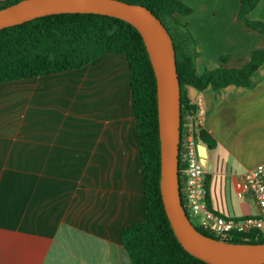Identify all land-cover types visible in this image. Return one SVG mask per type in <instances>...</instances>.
Here are the masks:
<instances>
[{
    "label": "crops",
    "instance_id": "1",
    "mask_svg": "<svg viewBox=\"0 0 264 264\" xmlns=\"http://www.w3.org/2000/svg\"><path fill=\"white\" fill-rule=\"evenodd\" d=\"M180 1L190 8L178 18L195 41L197 73L241 67L264 47V35L237 18L238 0ZM248 18L264 22V0ZM188 91L215 141L210 206L236 217L256 213L234 181L264 161V61L246 85ZM88 169H98L95 180L82 171L73 177ZM221 173L229 174L234 204L217 196L213 203L211 182ZM146 215L124 56L104 53L76 69L0 83V264H132L119 232Z\"/></svg>",
    "mask_w": 264,
    "mask_h": 264
},
{
    "label": "trees",
    "instance_id": "2",
    "mask_svg": "<svg viewBox=\"0 0 264 264\" xmlns=\"http://www.w3.org/2000/svg\"><path fill=\"white\" fill-rule=\"evenodd\" d=\"M16 1L18 0H0V7ZM123 1L138 3L150 9L171 36L180 88V122L184 110L196 107L189 96V87L200 91L208 86L217 89L228 84L246 85L250 75L264 61V47L255 48L250 51L247 62L241 67L220 64L197 73L195 41L186 24L178 18L190 12L188 6L180 0ZM257 2L258 0H238L237 18L245 27L264 35V22L248 18V13ZM104 53L126 58L147 212L144 220L128 223L120 229L123 249L132 264H209L184 249L174 235L163 208L159 191L155 77L142 37L134 26L106 14L60 12L0 28V83L76 69ZM225 58L222 56L220 59L223 62ZM198 138L208 149L215 146L212 136L201 127L198 129ZM183 167L179 152V187ZM204 180L208 192V172L205 173ZM208 195L209 192L206 197L207 205L211 208ZM180 198L184 204L181 191ZM183 207L189 216L187 209ZM193 225L202 233L217 238L195 223ZM225 240L258 242L264 241V235L249 234L244 239L242 235L236 234Z\"/></svg>",
    "mask_w": 264,
    "mask_h": 264
},
{
    "label": "water",
    "instance_id": "3",
    "mask_svg": "<svg viewBox=\"0 0 264 264\" xmlns=\"http://www.w3.org/2000/svg\"><path fill=\"white\" fill-rule=\"evenodd\" d=\"M60 12L114 16L140 33L155 77L160 196L173 233L184 249L209 264L264 263V241L232 242L206 235L193 225L182 205L178 181L180 88L172 39L160 19L147 7L123 0H18L0 7V28ZM197 149L205 163L207 146L199 143Z\"/></svg>",
    "mask_w": 264,
    "mask_h": 264
},
{
    "label": "built area",
    "instance_id": "4",
    "mask_svg": "<svg viewBox=\"0 0 264 264\" xmlns=\"http://www.w3.org/2000/svg\"><path fill=\"white\" fill-rule=\"evenodd\" d=\"M192 103L195 104V109L184 110L179 124L178 155L180 152L184 164L179 187L184 197L182 205L189 216L194 217L198 227L218 239L225 240L236 234L242 235L244 239L249 234L264 235V161L246 169L234 181L236 196H251L256 213L236 217L208 207V192L204 180L208 170L207 159L203 163L197 149L198 144L203 143L198 138V129L201 127L200 107L196 102Z\"/></svg>",
    "mask_w": 264,
    "mask_h": 264
},
{
    "label": "rangeland",
    "instance_id": "5",
    "mask_svg": "<svg viewBox=\"0 0 264 264\" xmlns=\"http://www.w3.org/2000/svg\"><path fill=\"white\" fill-rule=\"evenodd\" d=\"M13 84L7 85L5 87H13ZM132 155V153L130 154ZM83 172L84 176H87L89 181L95 180L98 177V169H88V170H72L73 177L79 176L80 172ZM26 173L29 174V170H26ZM211 194L213 198V203L215 200V196L217 198L222 199L223 204L230 205V203L234 204L236 201V196L234 194V190L229 178V174L221 173L217 174L216 177L212 179L211 182ZM190 219L193 223H195L194 217L190 216Z\"/></svg>",
    "mask_w": 264,
    "mask_h": 264
}]
</instances>
